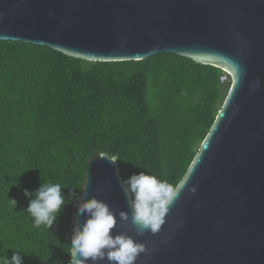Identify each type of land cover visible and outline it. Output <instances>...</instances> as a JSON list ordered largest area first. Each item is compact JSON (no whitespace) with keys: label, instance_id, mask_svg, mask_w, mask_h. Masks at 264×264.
Listing matches in <instances>:
<instances>
[{"label":"water","instance_id":"95a60500","mask_svg":"<svg viewBox=\"0 0 264 264\" xmlns=\"http://www.w3.org/2000/svg\"><path fill=\"white\" fill-rule=\"evenodd\" d=\"M0 41L91 62L173 53L226 72L229 94L159 232H116L145 245L136 264H264V0H0ZM118 175L114 158L95 154L79 198L118 218L129 211ZM78 202L72 224L84 221Z\"/></svg>","mask_w":264,"mask_h":264},{"label":"trees","instance_id":"16d2710c","mask_svg":"<svg viewBox=\"0 0 264 264\" xmlns=\"http://www.w3.org/2000/svg\"><path fill=\"white\" fill-rule=\"evenodd\" d=\"M231 86L222 69L173 53L91 62L0 41V256L20 250L23 264H68L75 205L95 154L114 158L120 177L146 171L177 187ZM57 182L66 196L58 220L34 227L24 190Z\"/></svg>","mask_w":264,"mask_h":264},{"label":"clouds","instance_id":"9594fccd","mask_svg":"<svg viewBox=\"0 0 264 264\" xmlns=\"http://www.w3.org/2000/svg\"><path fill=\"white\" fill-rule=\"evenodd\" d=\"M109 162L116 164L114 160ZM117 179L129 211H120L117 218L103 200L93 196L81 201L77 197L76 216H83L84 221L73 224L71 228L68 264H89V261L91 264L102 261L136 264L139 255L146 252V247L132 236L117 233L118 223H130L137 236L142 237L146 231L156 234L179 194L173 184L146 171L135 172L126 178L118 175ZM63 189L64 186L57 182L41 183L34 192L24 190L29 201L26 211L32 217L34 227L51 229L54 226L66 202ZM11 202L16 205L14 200ZM20 252L17 250L11 260L7 255L0 256V264H23Z\"/></svg>","mask_w":264,"mask_h":264},{"label":"built area","instance_id":"2783aa9c","mask_svg":"<svg viewBox=\"0 0 264 264\" xmlns=\"http://www.w3.org/2000/svg\"><path fill=\"white\" fill-rule=\"evenodd\" d=\"M224 78H225V79H224ZM227 79H228V77H227V76H225V77H223V78H222V81H224V82H225V81H227Z\"/></svg>","mask_w":264,"mask_h":264},{"label":"rangeland","instance_id":"374dc122","mask_svg":"<svg viewBox=\"0 0 264 264\" xmlns=\"http://www.w3.org/2000/svg\"><path fill=\"white\" fill-rule=\"evenodd\" d=\"M225 79V78H224Z\"/></svg>","mask_w":264,"mask_h":264}]
</instances>
